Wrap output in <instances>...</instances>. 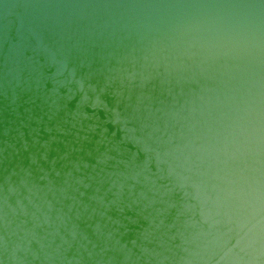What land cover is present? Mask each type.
<instances>
[{
	"label": "water",
	"instance_id": "95a60500",
	"mask_svg": "<svg viewBox=\"0 0 264 264\" xmlns=\"http://www.w3.org/2000/svg\"><path fill=\"white\" fill-rule=\"evenodd\" d=\"M0 264H264V0H0Z\"/></svg>",
	"mask_w": 264,
	"mask_h": 264
}]
</instances>
